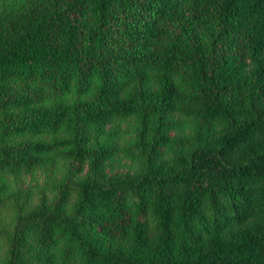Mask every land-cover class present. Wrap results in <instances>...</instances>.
<instances>
[{
    "label": "trees",
    "instance_id": "obj_1",
    "mask_svg": "<svg viewBox=\"0 0 264 264\" xmlns=\"http://www.w3.org/2000/svg\"><path fill=\"white\" fill-rule=\"evenodd\" d=\"M0 264H264V0H0Z\"/></svg>",
    "mask_w": 264,
    "mask_h": 264
},
{
    "label": "rangeland",
    "instance_id": "obj_2",
    "mask_svg": "<svg viewBox=\"0 0 264 264\" xmlns=\"http://www.w3.org/2000/svg\"><path fill=\"white\" fill-rule=\"evenodd\" d=\"M126 124L121 127L124 129ZM139 163L133 159H121L115 158L107 168L111 172H134L138 169ZM85 173V172H84ZM60 178V171H57L53 167L44 166L42 169L37 170L34 174L28 175L25 180L22 181V186L26 187L28 184L32 186L42 187L45 183L51 185Z\"/></svg>",
    "mask_w": 264,
    "mask_h": 264
}]
</instances>
